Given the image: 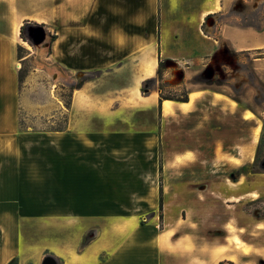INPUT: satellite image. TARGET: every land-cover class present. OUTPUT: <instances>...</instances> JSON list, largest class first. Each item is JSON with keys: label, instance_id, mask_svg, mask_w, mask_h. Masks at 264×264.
<instances>
[{"label": "crops", "instance_id": "obj_1", "mask_svg": "<svg viewBox=\"0 0 264 264\" xmlns=\"http://www.w3.org/2000/svg\"><path fill=\"white\" fill-rule=\"evenodd\" d=\"M239 1L246 2L0 0V264L13 259L41 264L46 256L57 264H237L251 255L255 264H264V240H242L246 254L235 248L231 227L222 242L203 236L199 220L190 218L187 224V207L178 198L186 165H177L176 186L165 170L171 160L203 154L162 146L164 129L177 119L194 116L189 132L196 134L214 125L212 109L238 113L249 122V108L205 88L189 90L184 103L159 102L158 89L141 93L142 83L156 78L161 61L168 79L173 75L187 84L199 74L187 64L204 56L214 75L226 49L264 50V21L258 28L227 21L231 8L244 5ZM263 1L251 5L257 8ZM195 19L201 36L190 23ZM26 25L44 31L41 52L49 49L44 64L50 78L81 82L71 91L69 107L55 109L66 114L62 130L21 126L17 48L23 47L20 29ZM186 30L202 46L187 57L180 51L188 41ZM226 192L231 193L223 200L227 207L257 197L245 191L233 195L227 185ZM249 223L237 227L250 234ZM262 223L253 222V230Z\"/></svg>", "mask_w": 264, "mask_h": 264}, {"label": "rangeland", "instance_id": "obj_2", "mask_svg": "<svg viewBox=\"0 0 264 264\" xmlns=\"http://www.w3.org/2000/svg\"><path fill=\"white\" fill-rule=\"evenodd\" d=\"M252 2L253 0L239 1L244 5L231 8L229 13L232 16L228 17L227 21L258 28L264 21V1L257 8L252 7ZM237 17L238 19H235ZM222 19L223 17H219L218 20ZM190 23L192 26H197V34L200 35L198 31L200 23L198 25L196 19ZM206 23L205 20L204 26ZM37 27L39 26H25L24 39H22L25 44H22L20 51L22 58L18 59L17 67L24 75L19 86L20 123L23 128L45 129L57 126L63 128L66 116L64 109L61 111L55 109L58 106H64V102L68 101L70 88L78 82L71 84L64 79L53 81L46 73L44 63L49 56V49L41 52L43 43L36 44L31 37L32 30ZM201 30L206 36L204 27ZM45 33L51 39L50 33L48 31ZM185 36L188 41L180 49L183 55L187 57L197 51L199 53L202 46L198 40H191L194 39L193 31L186 30ZM225 52L217 63H213L215 65L213 66L214 75L207 68L209 65L206 63V56L200 58L194 65H190L187 61L188 66L199 71L198 76L189 79L187 84H183L181 78L179 80L173 75L172 80L168 79L167 68L163 67L164 91L174 97L181 96L183 89L187 93L193 88L220 92L239 102L241 109L249 108L251 113H247L246 116L250 121H243L238 113L225 115L218 109H212L211 116L215 121L214 125L208 130H199L196 134L189 132L193 131V122L196 120L194 116L169 123L164 129L162 146L166 148L165 150L176 152L186 147L199 150L203 155L201 159L169 161V166H166L165 170L166 178L169 176L170 183L176 186L178 183L177 165L180 163L186 165L184 173L180 169L182 173L179 176L180 183L183 186L178 193V198L180 196V200L184 201L187 207L186 215L184 213L183 217L184 219L185 216L188 217L187 224H191V219L199 220L202 229L200 233L206 238L217 237L222 242H226L224 238L231 234L230 229L232 228L233 233L244 242H247L248 237L264 240V236L260 235L261 231L264 232L263 223L258 225L259 230H253V222L264 221V50L233 53L226 49ZM35 58L43 63L35 64ZM158 84L157 82V86ZM217 99L227 101L226 98L220 96H217ZM54 113H56L55 122L49 123ZM258 126V138L254 141ZM215 141H217L216 144L213 143ZM203 142H209V144H202ZM214 147H216V155L213 154ZM159 162L160 176L164 179L163 163ZM238 179L240 182L234 183ZM228 183L234 185L230 187ZM226 185L234 190L233 195L241 194L243 191L251 192L257 195L256 200H252L254 196L250 195L248 202L239 204L238 207H227L223 200L231 193L226 192ZM225 222L229 223L225 225ZM245 222H250L252 226L250 234L237 227V224L242 225ZM197 225L199 226L198 223ZM234 246L236 248L235 244ZM186 247L189 248L191 245H186ZM218 263L224 264L221 261ZM236 263L255 264L253 255L249 259H239ZM256 263L259 264L258 260Z\"/></svg>", "mask_w": 264, "mask_h": 264}, {"label": "trees", "instance_id": "obj_3", "mask_svg": "<svg viewBox=\"0 0 264 264\" xmlns=\"http://www.w3.org/2000/svg\"><path fill=\"white\" fill-rule=\"evenodd\" d=\"M248 26H251V25H248ZM23 31H24V26H22L21 29H20V37H21V39H24ZM21 50H22L21 47H18L17 48V56H18V59H21L22 58L21 57V54H20V51ZM163 67H165L164 62H162V61L159 62L156 78H153V79H149V80L144 81L142 83V85H141V93L143 95H147L152 90L158 89V91H159V102H161L162 100H170V101L183 102V103L184 102H187L188 101V93L186 91H184V89H183V94L181 96H178V97H174V96L170 95L169 93L167 94L164 91L165 85L162 84V80H163V70L162 69H163ZM23 79H24V75L21 73V71H19L18 72L19 86H20L21 82L23 81ZM157 82L159 83L158 86H157ZM80 86H81V82L77 83L75 86H72L70 88V90L72 91L74 89L79 88ZM70 99H71V92H70V95L68 97V101H65L64 102V106L66 108H68L69 105H70ZM54 129H56V130H62L63 128L61 126H57ZM88 241H89V237L87 235L85 237L84 244H86ZM8 264H17V260L16 259H13Z\"/></svg>", "mask_w": 264, "mask_h": 264}, {"label": "water", "instance_id": "obj_4", "mask_svg": "<svg viewBox=\"0 0 264 264\" xmlns=\"http://www.w3.org/2000/svg\"><path fill=\"white\" fill-rule=\"evenodd\" d=\"M32 40L34 43L38 44L43 42L44 39V31L41 27H37L36 29L32 30L31 34ZM41 264H57L56 260L50 256H46Z\"/></svg>", "mask_w": 264, "mask_h": 264}, {"label": "bare ground", "instance_id": "obj_5", "mask_svg": "<svg viewBox=\"0 0 264 264\" xmlns=\"http://www.w3.org/2000/svg\"><path fill=\"white\" fill-rule=\"evenodd\" d=\"M258 134H259V126L257 128L256 135H255V140L254 141H257ZM254 197H256V196H254ZM167 236H168V233L163 235L164 238H166ZM232 241L236 245V249L237 250H239L241 252H244L246 254L248 253V250L246 248V245L243 243V241L238 236H234ZM233 259L236 260V257H233Z\"/></svg>", "mask_w": 264, "mask_h": 264}]
</instances>
